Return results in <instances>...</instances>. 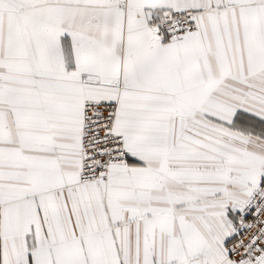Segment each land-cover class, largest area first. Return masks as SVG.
Returning <instances> with one entry per match:
<instances>
[{"label":"snow or ice","instance_id":"1","mask_svg":"<svg viewBox=\"0 0 264 264\" xmlns=\"http://www.w3.org/2000/svg\"><path fill=\"white\" fill-rule=\"evenodd\" d=\"M0 264H264V0H0Z\"/></svg>","mask_w":264,"mask_h":264}]
</instances>
